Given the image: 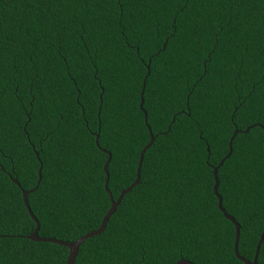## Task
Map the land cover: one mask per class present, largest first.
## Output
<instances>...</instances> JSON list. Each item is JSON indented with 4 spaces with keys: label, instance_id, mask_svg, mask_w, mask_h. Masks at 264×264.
Masks as SVG:
<instances>
[{
    "label": "trees",
    "instance_id": "1",
    "mask_svg": "<svg viewBox=\"0 0 264 264\" xmlns=\"http://www.w3.org/2000/svg\"><path fill=\"white\" fill-rule=\"evenodd\" d=\"M0 66V264H67L68 247L29 238L37 225L21 189H34L39 236L77 241L111 207L101 147L114 164L125 157L124 174L108 183L117 200L136 179L147 124L156 141L144 158L155 154L156 175L141 171L74 264H243L235 225L214 193L196 188L209 143L218 166L236 129L221 194L239 198L238 210L229 207L238 223L256 216L257 231L240 233L241 255L254 260L264 223V0H0ZM189 103L191 115H176ZM91 151L100 163L93 184L82 163ZM259 253L264 264V244Z\"/></svg>",
    "mask_w": 264,
    "mask_h": 264
},
{
    "label": "snow or ice",
    "instance_id": "2",
    "mask_svg": "<svg viewBox=\"0 0 264 264\" xmlns=\"http://www.w3.org/2000/svg\"><path fill=\"white\" fill-rule=\"evenodd\" d=\"M121 7H123V5H121ZM184 7H187V5H185ZM175 35V33H171L167 39L170 40L172 38V36ZM167 48V42L164 43L163 45V49ZM4 75V69L2 66H0V78H2ZM148 75L151 76L152 75V69L151 66L149 65V71H148ZM148 87V83H147V79H145L144 81V88L147 89ZM105 91H107V89H105ZM101 99L103 100V97H101ZM243 106V105H241ZM143 107V105H142ZM31 111V110H30ZM101 113H103V104H101V108H100ZM39 115H42V113H38ZM191 115V104L189 103L188 106V112L184 113V112H178L176 115ZM235 114H233L232 117V121L233 123H235ZM28 122L32 121V116L29 115L27 117ZM100 127L101 129L104 128V121L103 119L100 121ZM149 128H151V124L148 125ZM111 130H109V137L111 138ZM115 135L117 137H119L120 133L119 131H116ZM31 137H29L30 139ZM202 138L203 135H202ZM77 137L73 136V140H76ZM156 141L155 139H152V142L149 143L146 147L143 148V152L147 153L149 148L152 147V144H154ZM232 141H235V136L232 137ZM82 142V141H81ZM96 144L100 145V140L99 138H97L96 140ZM33 147H35V145H33ZM41 147L43 148V144L41 145ZM62 147L67 150L68 145H63L62 143ZM102 152H107V161L106 164L104 166V171L107 172V179L109 181H112L114 179H119L120 176H122L126 170V161H125V157L121 156V158L116 161V163L114 164V156L113 153L111 151H109L108 149H105L103 147H101L100 149ZM236 152V146H233L232 150L226 154V159H229L232 157L233 153ZM207 157H206V161H205V166L197 173L196 176V188L198 191L199 195L205 196L207 197L210 193H214L216 196L219 197L217 204L219 209L224 213L225 217H229V207H233L234 211L238 210L240 207V200L238 197L236 196H232V199L230 200H226V197L230 195L229 189L227 187L224 188V194H221V184H222V178H221V173L219 171V168L216 167L215 164H213V151H212V146L211 143H209L208 149H207ZM37 155H39V152H37ZM241 160V162H243L244 157L241 156L239 158ZM55 163L57 166H59L61 164V160L59 158H57L55 160ZM83 166L87 168L88 170V174H89V183L93 184L96 181V170L99 168L100 163H99V158H98V154L95 151H91L87 154L86 159L82 161ZM41 164V178H43V173H44V160L40 161ZM108 165H112V170L109 171L108 170ZM157 168V163H156V157L155 154H153L151 157H149L147 160L144 157H141L139 160V169L141 171L145 172V176L148 175V173H151L152 175H156V171L155 169ZM208 169H211L212 172L209 174ZM138 181V182H137ZM210 181H212L213 183L211 184V188H209V183ZM140 184V180L137 179L136 182L131 185V187L128 188V191H131L132 188L137 187ZM147 186V182L146 185ZM121 200H123V196L120 197ZM94 211L96 209H93ZM59 213H57L58 215ZM232 220H235L236 217L235 215H232L230 217ZM256 216L254 214L249 213L248 216L246 218L243 219V223H238L236 225V230H235V239H234V245H235V253L236 255L239 257L240 260L244 261V264H251L250 260H247L243 255H241V231H243L245 233V235H248L249 233H254L257 231V224H256ZM262 221H264V217L260 218ZM37 223L39 224V221H37ZM107 224V223H106ZM218 231H222L219 230ZM259 231L264 234V223H261L259 226ZM223 236L226 237L227 233L223 232ZM259 242L261 244H264V235H261V238L259 240ZM188 247L186 241H179L177 242V251L178 252H183V250ZM257 261L260 260V253L257 252L255 257H254Z\"/></svg>",
    "mask_w": 264,
    "mask_h": 264
},
{
    "label": "water",
    "instance_id": "3",
    "mask_svg": "<svg viewBox=\"0 0 264 264\" xmlns=\"http://www.w3.org/2000/svg\"><path fill=\"white\" fill-rule=\"evenodd\" d=\"M149 63H150V62H149ZM148 70H149V67H148ZM144 81H145V80H144ZM144 89H145V88H144V83H143V90H142V92H141V104H140V107L143 109V111H144V113H145V122H146V124H147V121H148L147 112H146V111L144 110V108L142 107V105H144ZM147 127H148V124H147ZM148 129H149V133H150V141L148 142V144H149V143L152 142V139H155V136L153 135L151 128L148 127ZM248 130H249V129H247L246 132H247ZM238 133H239V130L236 129L235 132H234V134H233V136H236ZM233 136H232V137H233ZM232 137H231L230 142H229V147H230L229 152L232 150V145H233ZM97 138H99V135H97ZM148 144H147V145H148ZM147 145H146V146H147ZM98 146H99V145H98ZM146 146H145V147H146ZM144 155H145V153H144L143 150H142V152H141V154H140V158H141V157H144ZM225 157H226V156H225ZM139 160H140V159H139ZM225 160H226V158H223V159L221 160L220 164H219L218 166H216V167H217V168H220V166L223 165V163H224ZM105 164H106V163H105ZM108 167H109V165H108ZM40 169H41V167H40ZM40 169H39V180H38V184H37V186L40 184L41 179H42V178H41V171H40ZM105 173H106L105 189H106L107 193L110 195L111 207H110V209L108 210V212L105 214V216H104V218H103V220H102L101 226H100L97 230H94V231H92V232L87 233L86 235H83L82 237H80V238H79L77 241H75V242H67V241L57 240V239H55V238L41 237V236H39L40 223H39V224L37 223L38 219H37V217L33 214L32 210H31V207H30V205H29V202H28V196H29V193H30V192H33L34 189H32V190H30V191H26V190H24V189H21L22 192H23V199H24V203H25V205H26V208H27V210H28L30 216L33 218V220L36 222V225H37V226H36V229L34 230V232H33L31 235H29V238H30L31 240H33V241H37V242H52V243H57V244L64 245V246L68 247V249H69V256H68V259H67V264H74V263H75V259H76L77 255H78V253H79L80 246H81V245L84 243V241L87 240L88 238H91V237H93V236H95V235H99V234H101L102 232H104V230H105L106 227H107V224H108V221H109L110 217L116 212L118 206L120 205V203H121V201H122V200L120 199V197H121V196L124 197L125 194H127V193L130 192V191H128V188L131 187V186H129L127 189L123 190V191L120 193L118 199L115 200L114 197H113L112 194H111V191H110L109 188H108L109 180L107 179V172H105ZM140 177H141V170L139 169V163H138L136 179H135V181H134L131 185H133V184L136 182L137 179L140 180ZM14 182L17 183V184L20 186V184H19V182H18L17 179H14ZM137 182H138V181H137ZM217 198L219 199L218 196H217ZM218 208H219V207H218ZM222 213H223V212H222ZM223 214H224V213H223ZM231 216H232V215L229 214V217H226V218H228L230 221H232V223L235 225V228H236V225L238 224V222L236 221V219H235V220H232V219L230 218ZM106 223H107V224H106ZM261 235H264V234H261ZM260 247H261V243L258 242L257 249H256V253L259 252ZM235 254H236V253H235ZM236 256H237V255H236ZM237 257H238V256H237ZM238 258H239V257H238ZM241 261H242L243 264H244V261H243V260H241ZM176 264H194V263H192V262L189 261V260L182 259V260H179ZM251 264H257V260L254 258V260L251 262Z\"/></svg>",
    "mask_w": 264,
    "mask_h": 264
}]
</instances>
